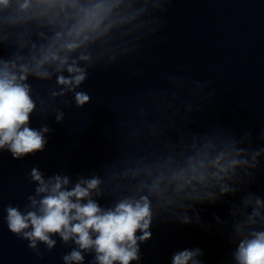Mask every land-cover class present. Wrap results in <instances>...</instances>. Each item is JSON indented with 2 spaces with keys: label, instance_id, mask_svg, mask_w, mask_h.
Segmentation results:
<instances>
[{
  "label": "clouds",
  "instance_id": "9594fccd",
  "mask_svg": "<svg viewBox=\"0 0 264 264\" xmlns=\"http://www.w3.org/2000/svg\"><path fill=\"white\" fill-rule=\"evenodd\" d=\"M170 2L142 0L139 7L122 13L121 19L150 14L151 19L142 22L143 35L152 36L165 22L163 15L155 13H165V6ZM120 3L121 0H0V40L7 41L15 35L19 49L7 59L0 58V150L9 151L14 159H22L45 148L49 127L46 124L40 129L30 127V116L37 109L32 85L28 83L30 77L45 81L56 74L60 91L53 90L52 97L73 93L77 107L90 101L86 92L76 91L88 77L87 68L80 63L91 66L93 57L88 46L112 27L110 17ZM33 22L51 29L45 42L26 38L24 26ZM37 35L43 37V33ZM111 59L115 60V56ZM192 82L197 88L206 86L198 80ZM63 116V112H57V122ZM212 148L210 141L205 142L194 156L188 157L183 167L175 170L161 166L153 175L150 168L145 169L149 179L139 181L133 194L123 196L107 208H102L93 196L103 195L99 176L78 178L69 187L68 176L57 174L46 179L33 167L30 177L36 184L35 194L28 196L24 211L18 206H7L8 229L29 241L30 250H36L39 242L51 251L56 244L53 237L57 235L64 244L72 241L76 247L62 257L64 264H84V253L93 254L90 264H132L141 258L140 244L152 235L153 200L165 209L184 208V201H214L212 191L201 195L198 189L219 185L221 195L232 192L223 183L225 178L238 167H255L257 156L264 151L252 153L249 165L242 159L245 149L238 148L235 141L215 155L211 154ZM130 171L133 178L140 175V170ZM124 175H129V171ZM244 204L252 205V209L243 222L235 225L239 241L233 257L236 264H264V230L252 227L258 219L264 222L261 215L264 200L250 194ZM178 218L181 223L191 222L186 212ZM36 255L42 256V253L36 251ZM200 255L199 248L184 249L173 254L172 264H201L197 259Z\"/></svg>",
  "mask_w": 264,
  "mask_h": 264
}]
</instances>
